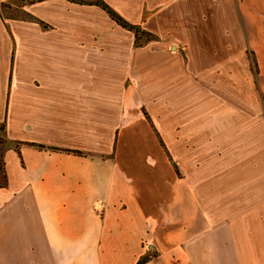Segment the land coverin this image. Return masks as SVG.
<instances>
[{"label":"crops","instance_id":"crops-1","mask_svg":"<svg viewBox=\"0 0 264 264\" xmlns=\"http://www.w3.org/2000/svg\"><path fill=\"white\" fill-rule=\"evenodd\" d=\"M103 1L0 0V264H264V0Z\"/></svg>","mask_w":264,"mask_h":264},{"label":"trees","instance_id":"trees-1","mask_svg":"<svg viewBox=\"0 0 264 264\" xmlns=\"http://www.w3.org/2000/svg\"><path fill=\"white\" fill-rule=\"evenodd\" d=\"M74 2H79V3H95L97 5L102 6L103 8H105L109 14L112 16V18L120 25H122L125 28H128L130 30H132L135 33V45L136 46H141L143 44V40L148 39V34L145 33L144 31H142L138 26L133 25L129 22H127L126 20H124L119 14H117L116 12H114L113 10H111L105 3L103 0H71ZM4 131H5V123L4 122H0V184H6L7 183V177L5 174V170H4V158H3V154H4V150L7 147V139L4 135ZM40 148H43V145H39Z\"/></svg>","mask_w":264,"mask_h":264},{"label":"rangeland","instance_id":"rangeland-1","mask_svg":"<svg viewBox=\"0 0 264 264\" xmlns=\"http://www.w3.org/2000/svg\"><path fill=\"white\" fill-rule=\"evenodd\" d=\"M260 18H261V22H260V24H259V28L260 29H262L263 28V30L261 31V38H263L264 39V5H263V7H262V9H261V11H260ZM258 67V66H257ZM260 69L261 70H263L264 71V64H260ZM256 72H260V70L259 69H257V71ZM263 80H260L259 81V86H258V89H259V91H261L260 93H261V95L263 96V102H264V83L262 82ZM261 82V83H260Z\"/></svg>","mask_w":264,"mask_h":264}]
</instances>
